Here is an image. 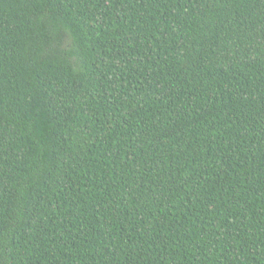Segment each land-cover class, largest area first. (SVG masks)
I'll list each match as a JSON object with an SVG mask.
<instances>
[{
  "label": "trees",
  "instance_id": "obj_1",
  "mask_svg": "<svg viewBox=\"0 0 264 264\" xmlns=\"http://www.w3.org/2000/svg\"><path fill=\"white\" fill-rule=\"evenodd\" d=\"M0 264H264V0H0Z\"/></svg>",
  "mask_w": 264,
  "mask_h": 264
}]
</instances>
